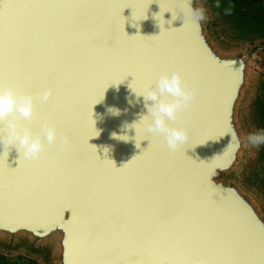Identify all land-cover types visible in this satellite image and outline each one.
<instances>
[{
  "label": "water",
  "instance_id": "95a60500",
  "mask_svg": "<svg viewBox=\"0 0 264 264\" xmlns=\"http://www.w3.org/2000/svg\"><path fill=\"white\" fill-rule=\"evenodd\" d=\"M7 2L21 7L0 10V87L50 91L20 123L57 140L35 161L0 146V264H264V190L246 175L262 132L243 111L256 93L246 46L262 36L222 45L215 0L190 4L214 26L186 0ZM174 71L203 89L169 122L189 133L178 152L132 127L148 115L134 91Z\"/></svg>",
  "mask_w": 264,
  "mask_h": 264
},
{
  "label": "clouds",
  "instance_id": "9594fccd",
  "mask_svg": "<svg viewBox=\"0 0 264 264\" xmlns=\"http://www.w3.org/2000/svg\"><path fill=\"white\" fill-rule=\"evenodd\" d=\"M186 2L193 23L198 24L206 18L204 8L193 9L190 6L191 0ZM202 92L203 89H198L195 85L190 86L179 71H174L170 75L162 74L153 90L140 94L134 91L137 102L140 97L144 98L148 115H142L139 123L132 127L135 128V125L143 123L146 133L163 137L167 147L172 152H178L189 143V133L185 129L170 126L169 122L175 124L180 114L191 108ZM51 96L50 91L34 97L27 94L20 95L12 88L0 87V125L4 127V134H0V146L3 150L15 148L22 159L35 161L39 160L45 151V141L48 146L55 145L57 140L55 127L45 125L43 134H34L30 128L20 123L22 120L32 122L37 119L36 101L47 103ZM167 97H172V100L169 102ZM109 111L114 115L120 114L119 109H109ZM113 135L116 139L124 137ZM248 141L254 146L264 144V133L251 135Z\"/></svg>",
  "mask_w": 264,
  "mask_h": 264
},
{
  "label": "rangeland",
  "instance_id": "374dc122",
  "mask_svg": "<svg viewBox=\"0 0 264 264\" xmlns=\"http://www.w3.org/2000/svg\"><path fill=\"white\" fill-rule=\"evenodd\" d=\"M215 2L216 5H219L217 6L218 18L225 27L226 31L230 33L228 36L222 35L219 33L221 28L215 27L222 37H220L217 33L214 35L222 45L229 48L245 45V41L243 39L248 38H245L241 35L250 37V39H248L250 41H254V38L258 37L259 35L262 36V39H264V31L259 30V26L264 25V0H227L228 11L224 10L221 0H215ZM202 7L205 9V14L209 25H217L218 18L210 9V7L208 6L207 8L203 3ZM237 21H244L246 24L255 28H247L248 30L245 28L241 29V27L237 26ZM246 49L249 51V54L253 60V84L255 85L256 93H249L243 106L244 116L250 121L255 120L254 127H259L261 132L264 133V46L252 45L246 46ZM262 87L263 91L261 92ZM255 151L256 156L253 154ZM259 152L261 156H259ZM247 165L249 167V171L246 173V175H248V179L250 181L252 180L259 182L260 185L257 183L258 188L256 187L255 182H253V184L257 188V191L263 192L264 148L263 151H260L256 149V146H254L252 160H249ZM243 184L247 186L248 181L244 182Z\"/></svg>",
  "mask_w": 264,
  "mask_h": 264
},
{
  "label": "snow or ice",
  "instance_id": "6c2138e0",
  "mask_svg": "<svg viewBox=\"0 0 264 264\" xmlns=\"http://www.w3.org/2000/svg\"><path fill=\"white\" fill-rule=\"evenodd\" d=\"M19 7H21V5H18V4H15V3H9V2H7V0H5V2H4L2 5H0V10H2V11H3V14L7 16V15H9L14 9L19 8ZM160 7H161V6H160ZM129 75L135 77L134 74L129 73V74H127V76H126V79H127V77H128ZM122 169H123V168H122ZM122 169H118V170H122ZM17 170H18V169H15V170H12V171H17Z\"/></svg>",
  "mask_w": 264,
  "mask_h": 264
},
{
  "label": "trees",
  "instance_id": "16d2710c",
  "mask_svg": "<svg viewBox=\"0 0 264 264\" xmlns=\"http://www.w3.org/2000/svg\"><path fill=\"white\" fill-rule=\"evenodd\" d=\"M221 2H222V5L224 7V10L228 11V2H227V0H221ZM237 26L241 27V29H244V28L245 29H247V28L254 29L255 28V27H252V26L246 24L244 21H239V22L237 21ZM259 30L260 31H264V25L263 26H259Z\"/></svg>",
  "mask_w": 264,
  "mask_h": 264
}]
</instances>
